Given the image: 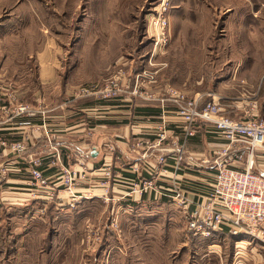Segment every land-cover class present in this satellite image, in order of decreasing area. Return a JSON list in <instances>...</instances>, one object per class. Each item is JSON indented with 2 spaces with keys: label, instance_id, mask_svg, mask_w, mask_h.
I'll return each mask as SVG.
<instances>
[{
  "label": "rangeland",
  "instance_id": "obj_1",
  "mask_svg": "<svg viewBox=\"0 0 264 264\" xmlns=\"http://www.w3.org/2000/svg\"><path fill=\"white\" fill-rule=\"evenodd\" d=\"M232 4V19L226 22L230 13L225 10ZM248 10L236 0H0V65L22 66L11 75L0 67V80L14 77L22 94L19 101L33 108L25 94L29 86L24 87L31 83L34 91L37 84L31 79L40 81L38 55L29 52L42 49L48 34L49 49L61 52L60 82L75 84L66 90L68 98L122 95L131 104L140 98L178 115L174 102L159 99L170 98L174 89L199 98L200 105L216 100L229 116L222 98H230L233 106L241 104L245 116L234 118H247L246 109L254 102L258 108L261 101L255 98L264 97V5L256 6L255 14ZM159 13L167 17L169 30L167 42L156 44L161 29L154 21ZM222 79L227 86H219ZM185 80L194 84L193 90L182 87ZM11 99L1 98L0 113L39 128L29 117L35 109L30 115H15ZM44 112L41 108L38 113ZM161 123L168 127L169 121ZM154 133L135 140L143 153L147 148L138 142ZM0 136L13 142L22 138ZM91 136L90 130L84 133L86 139ZM7 148L0 147V154L8 157L0 159V167L9 169L0 194L9 186L21 192H49L25 197L15 206L0 198V264H264V227L255 234L233 235L224 228L209 238L195 236L183 209L170 199L155 191L145 193L150 198L143 202L139 194H127L132 185L122 181L124 165L109 161L94 175L87 164L76 167L72 152L66 163L52 151H29V141L24 150ZM43 155L47 183L42 186L36 184L29 160ZM174 162L168 159L170 168ZM46 167L56 168V179L47 177ZM183 168L188 170L182 162L180 177ZM13 173L27 183L12 184ZM164 180L158 185H167ZM187 180L183 176L179 183L195 199L211 187L192 194ZM97 187L101 190L95 191Z\"/></svg>",
  "mask_w": 264,
  "mask_h": 264
},
{
  "label": "crops",
  "instance_id": "obj_2",
  "mask_svg": "<svg viewBox=\"0 0 264 264\" xmlns=\"http://www.w3.org/2000/svg\"><path fill=\"white\" fill-rule=\"evenodd\" d=\"M236 3L237 5L247 6L249 8L248 13L250 14H252L251 12L255 14L254 10L256 6L261 7L264 5V2L258 0H236ZM231 7H234L233 4L228 7L229 9L225 10L228 14L230 13L228 18L225 19L226 22H230L232 19L231 12L233 10L231 11ZM46 37L47 42L44 44V47L42 46V49L36 52L32 50L29 52L30 56L34 54L38 55L37 71L40 82L38 83L31 79L37 84V88L34 87V91L31 83H28L24 87L26 89L29 86L30 92L25 93L26 99L30 98L29 100L33 102V109H35V112L29 116L30 120H32V123L39 124V128L21 123L16 118H9V114L0 113V133L15 139L20 138L22 134L28 132L29 151L36 153H51L52 151V155L58 153L61 161L64 158L66 163L69 161L68 156L72 152L76 159V167L80 168V163L83 165L87 164L93 169L94 175L98 174L99 168L103 163L108 164L109 161L113 165L121 164L126 167H124L125 170H122V181H126L125 179H127V182H129L132 173L130 171L128 172V170H131L133 164L137 163L141 164L144 175H148L151 165H154V160L152 158V162L148 157H142L144 149L139 148L135 144V140L139 137L153 134L156 131L157 124L162 119L169 121V129L177 128L179 125V116L175 114L174 110L162 109L161 104L145 102L140 98H134L131 104L129 98L122 95L108 99L93 97L68 98L65 94L66 90L75 84L68 83L65 86L64 80L60 82V71H62L61 52L58 49L52 52L49 49L48 34H46ZM30 61L31 59L27 60L31 71L32 65ZM11 66L0 65L1 68L8 69L10 75L12 72L15 73L22 69L20 65H16L15 68ZM25 68H28L27 65ZM225 81V79H222L219 86H227ZM193 86V83L189 84L186 80L182 85L183 88L191 90H193ZM24 91L27 92V90ZM1 98H22V94L19 92L18 84L14 80V77H11L8 81L7 79L4 81L0 80V105L2 104ZM222 99L227 101V111H231L232 115H230L232 117H245L241 110L242 106L239 109L241 104H235V107L232 104L235 103L233 100H227L230 98ZM255 99H259L261 103L257 110L254 111V115L259 114L263 116L264 97ZM170 103L167 102V104ZM41 108H44V116L42 113H38L41 111ZM196 128L198 132L189 142L185 153L186 158L183 161V165L188 167V170L183 168L182 175L188 179L189 187L193 190L191 193L197 195L200 192H205L209 188V185H211L212 179H214L212 164L203 162V158L211 156L215 148L225 144L226 141L225 138L217 133L215 126L209 122L198 120L196 122ZM88 130L92 133L90 139L84 137V133ZM238 147H242L247 151L245 145L240 144ZM261 151L264 150L259 148L255 152L253 169L258 171L255 168L260 167L258 172L264 175V154ZM5 155L3 153L0 154V159L4 160L8 158ZM14 161L16 160L14 159ZM236 165L244 167L245 163ZM44 172L50 179H56V168L46 167L44 168ZM182 175L181 177H183ZM17 176L20 175L13 173V177L10 179L12 184L18 185L20 182L27 183L26 179ZM58 184L59 181L56 185ZM192 185H196L199 188ZM25 187L26 190L29 188L28 186ZM94 190H101V188L97 187ZM38 191L41 190L39 189ZM121 191L123 192L124 190ZM48 192L46 190L41 192H21L9 186V189L0 194V198L4 201L8 200L11 205L15 206L23 204L25 197H44V195L47 196L45 193ZM149 198V194H145L141 196V201L149 200Z\"/></svg>",
  "mask_w": 264,
  "mask_h": 264
},
{
  "label": "built area",
  "instance_id": "obj_3",
  "mask_svg": "<svg viewBox=\"0 0 264 264\" xmlns=\"http://www.w3.org/2000/svg\"><path fill=\"white\" fill-rule=\"evenodd\" d=\"M162 14L159 13L154 21L161 29L156 36V44L168 40L169 21ZM159 99L163 102H174L182 123L179 122L178 127L172 130L165 123H161L155 128V136L138 142V145L147 148L142 157L152 156L154 165H151L148 171L149 176H143L141 164H133L129 178L132 186H129L131 190L127 191V194L137 193L142 196L155 191L159 196L170 199L183 209L188 229L195 236L209 238L224 228L233 235H240L242 232L255 234L256 229L262 231L264 175L256 172L253 164L256 150L264 147V115H253V111L257 109L255 102L252 107L246 109L249 117L234 118L224 112L220 102L211 100L200 105L199 98H189L178 90L172 89L170 98ZM11 104L14 105L15 115L33 113L32 106L20 102L18 98H12ZM198 120L213 124L226 142L215 148L214 156L203 158V162L212 163L216 173L206 194L195 199L180 185L181 177L177 171L184 161L187 144L198 132ZM169 138L171 142L167 143ZM19 140L13 142L0 136V147H9L7 149L11 151L24 150L29 141V134L25 133ZM240 144L245 145L247 151L238 147ZM170 157L175 159L173 168L168 164ZM29 162L31 174L37 180L36 184H46L47 178L42 169L44 155L32 157ZM239 163H245V166H237ZM8 170L7 167H0V182L6 178ZM106 172L111 177L112 171ZM163 176L168 184L158 185Z\"/></svg>",
  "mask_w": 264,
  "mask_h": 264
}]
</instances>
